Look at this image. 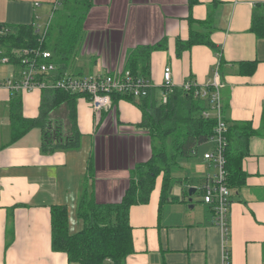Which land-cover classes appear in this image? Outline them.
Listing matches in <instances>:
<instances>
[{"label": "crops", "instance_id": "0c3cea01", "mask_svg": "<svg viewBox=\"0 0 264 264\" xmlns=\"http://www.w3.org/2000/svg\"><path fill=\"white\" fill-rule=\"evenodd\" d=\"M59 1L0 0V25L45 26ZM258 4L264 0H92L79 56L67 74L86 66V76L119 73L136 47L165 43L149 57L145 77L151 86L159 89L166 67L175 89L186 81L211 85L217 70L223 117L249 123L256 131L242 145L244 183L230 194L226 242L209 205L202 202L205 179L198 176L199 188L192 187L180 173L185 165L180 161L163 199L158 177L149 201L130 209L134 253L123 264H225L224 250L229 264H264V39L250 30ZM190 21L216 51L192 45L178 55L177 41L189 39ZM80 61L84 64L78 66ZM251 63L253 73H243ZM43 92L14 96L20 98L23 117L39 116ZM11 99L10 92L0 89V264H69L65 254L51 250L50 208L66 207L69 232L74 233L81 228L76 210L85 176L95 202L122 199L130 171L151 153L149 136L137 128L142 112L135 102L120 99L108 111L93 113L87 99L78 96L73 102L78 147L45 154L41 130L11 141ZM49 119L61 121L70 134L69 105L62 104ZM190 188L196 192L189 195Z\"/></svg>", "mask_w": 264, "mask_h": 264}, {"label": "trees", "instance_id": "16d2710c", "mask_svg": "<svg viewBox=\"0 0 264 264\" xmlns=\"http://www.w3.org/2000/svg\"><path fill=\"white\" fill-rule=\"evenodd\" d=\"M92 8V0H60L54 12L53 20L42 43V49L52 54V61L57 66V78L62 77L80 53L85 19ZM189 39L177 41V53L189 50L192 45H204L216 51L208 39L192 29ZM251 32L258 39H264V5L258 4L253 10ZM37 37L32 26L12 27L5 38H0V46L6 49H24L36 46ZM165 43L150 47H136L126 58L125 70L133 77L145 78L149 69V57L155 50H162ZM220 59V57H219ZM243 73L251 75L255 64L247 65ZM196 85L189 92L175 89L167 95V102L161 103V89H152L146 97L137 101L132 97L113 95V104L120 99L135 102L142 112V120L137 128L144 130L151 141V153L144 163L137 164L131 171L128 187L118 203H97L91 197L88 179L85 176L81 194L77 203L76 216L81 228L69 232L68 213L65 206L54 205L51 214V250L66 255L69 264H123L134 253L132 227L129 212L133 206L143 205L149 201L158 177L162 179L161 199L166 196L172 183L173 170L181 167L180 161L189 160L197 155V149L207 143L213 135L216 118L205 119L202 111L210 109L204 99L194 97L198 91ZM209 93L214 88L209 85ZM17 94V93H16ZM15 93L8 104L10 120L9 135L16 141L31 129L38 127L42 133L41 150L52 154L57 149H76L79 133L75 129L73 102L78 95L60 90L44 91L41 96L40 114L37 118L26 119L22 115L21 102ZM158 95V99H157ZM210 102V101H209ZM62 104L69 105V133L61 121L49 119L52 112ZM210 106V105H209ZM210 111V110H209ZM226 125L224 148L225 182L227 187L237 190L244 183L241 160L244 148L250 137L256 134L249 123L231 122L223 117ZM262 128L264 129V106L262 111ZM71 131V132H70ZM90 176V175H89ZM187 192V191H186ZM214 216L213 205H209Z\"/></svg>", "mask_w": 264, "mask_h": 264}, {"label": "built area", "instance_id": "2783aa9c", "mask_svg": "<svg viewBox=\"0 0 264 264\" xmlns=\"http://www.w3.org/2000/svg\"><path fill=\"white\" fill-rule=\"evenodd\" d=\"M57 6L58 2L53 6L45 26L32 23L31 26L37 37L36 46L9 50L0 46V68L3 66L12 67L9 77L0 81V89H4L11 94L60 90L68 94L85 97L93 113L108 111L113 104V95L132 97L137 101L146 97L152 89H156L151 86L148 78L133 77L128 70L85 77H75L65 73L62 77L57 78V66L52 61V54L41 48ZM10 32L11 28L0 25V38H5ZM195 86L192 81H186L179 89L189 92ZM211 86L214 88L211 93L208 91L209 85L199 87V90L194 92V97L198 96V98L204 99L210 107V109L202 111V117L205 119L211 116L216 118L213 135L207 141V143H211V151L209 150L202 155V159L209 164V168L216 170V174H206L204 177L205 183L200 190L202 202L206 205H213L214 224L221 229L226 242L231 190L225 182L226 170L223 154L226 146L224 139L226 125L223 123L221 113L217 70L213 72ZM159 89L165 91L159 97L161 103L164 104L167 102V95L175 90L172 83V74L168 67L163 71L162 84ZM1 125L2 121L0 120ZM224 251V263L229 264V255L226 250Z\"/></svg>", "mask_w": 264, "mask_h": 264}, {"label": "rangeland", "instance_id": "374dc122", "mask_svg": "<svg viewBox=\"0 0 264 264\" xmlns=\"http://www.w3.org/2000/svg\"><path fill=\"white\" fill-rule=\"evenodd\" d=\"M53 8V6H52ZM51 8V11H52ZM78 66L84 64L78 62ZM88 67L86 66V68H81V70H76L74 72V74H72L75 77H85L86 75H88ZM12 67L11 66H3L0 68V81L6 80L9 77V74L11 72ZM157 99H158V95H157ZM4 114V108L2 110V112H0V118L2 119V116ZM5 118V117H4ZM56 119V118H54ZM58 120V119H57ZM4 131V130H3ZM32 132L30 133H39L40 132V128L35 127L33 129H31ZM4 133V132H3ZM33 135V134H32ZM211 151V143H205L203 145H201L198 149H197V155L194 158H191L189 160H182L181 163L185 164L183 168H181L180 173L182 172L183 174H185L186 176H188L191 179V186L192 187H198L199 188V177L203 176V179L205 177V174H210V175H215L216 174V170L214 168H208V166H206L205 164H203L202 161V153H204L205 151ZM178 169V167H176L173 171L175 172ZM198 178V179H197ZM197 188V189H198ZM197 196V193H196Z\"/></svg>", "mask_w": 264, "mask_h": 264}, {"label": "water", "instance_id": "95a60500", "mask_svg": "<svg viewBox=\"0 0 264 264\" xmlns=\"http://www.w3.org/2000/svg\"><path fill=\"white\" fill-rule=\"evenodd\" d=\"M196 191H195V189H192V188H190L189 190H188V194L189 195H191V194H193V193H195Z\"/></svg>", "mask_w": 264, "mask_h": 264}]
</instances>
